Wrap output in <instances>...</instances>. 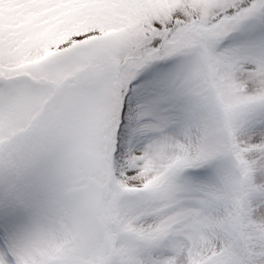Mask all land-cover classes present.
I'll return each mask as SVG.
<instances>
[{
    "label": "snow or ice",
    "instance_id": "6c2138e0",
    "mask_svg": "<svg viewBox=\"0 0 264 264\" xmlns=\"http://www.w3.org/2000/svg\"><path fill=\"white\" fill-rule=\"evenodd\" d=\"M261 215L264 0H0V264H264Z\"/></svg>",
    "mask_w": 264,
    "mask_h": 264
},
{
    "label": "clouds",
    "instance_id": "9594fccd",
    "mask_svg": "<svg viewBox=\"0 0 264 264\" xmlns=\"http://www.w3.org/2000/svg\"><path fill=\"white\" fill-rule=\"evenodd\" d=\"M106 32L108 29L106 28ZM109 35L114 34V32H108ZM101 36H105V33H101ZM97 42V38L94 36H85L84 40L77 39V33L73 32L71 34L66 35L57 45L61 51L64 50L61 45H66L68 49L72 50L74 53L72 58V63L75 64L78 59L81 58V54L90 48L94 43ZM64 84L58 85V87H63ZM262 226H264V215H261L259 220L252 221L245 227L248 229L250 234L255 235L258 231H261ZM62 233L59 231L56 234V240L53 242V246L55 247L59 243V238ZM51 249L47 247H42L39 243H37L33 248L28 252H17V258L19 264H40V262L50 257Z\"/></svg>",
    "mask_w": 264,
    "mask_h": 264
},
{
    "label": "rangeland",
    "instance_id": "374dc122",
    "mask_svg": "<svg viewBox=\"0 0 264 264\" xmlns=\"http://www.w3.org/2000/svg\"><path fill=\"white\" fill-rule=\"evenodd\" d=\"M258 35L259 32L257 30H254L251 26H248L236 33H233L226 41H224L223 46H240L256 39Z\"/></svg>",
    "mask_w": 264,
    "mask_h": 264
}]
</instances>
